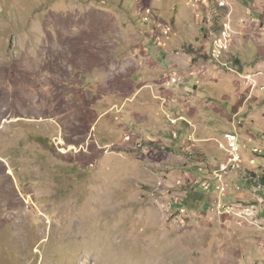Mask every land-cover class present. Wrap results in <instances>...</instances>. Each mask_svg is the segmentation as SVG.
Instances as JSON below:
<instances>
[{"label": "rangeland", "instance_id": "rangeland-1", "mask_svg": "<svg viewBox=\"0 0 264 264\" xmlns=\"http://www.w3.org/2000/svg\"><path fill=\"white\" fill-rule=\"evenodd\" d=\"M262 174L264 0H0V264H264Z\"/></svg>", "mask_w": 264, "mask_h": 264}, {"label": "trees", "instance_id": "trees-1", "mask_svg": "<svg viewBox=\"0 0 264 264\" xmlns=\"http://www.w3.org/2000/svg\"><path fill=\"white\" fill-rule=\"evenodd\" d=\"M254 178L256 177L253 175ZM262 183H264V174L261 175ZM194 190V189H193ZM209 199H206V192L203 190L188 191L186 199L177 203L175 202L174 208L179 209L184 207L189 212L200 211L207 207Z\"/></svg>", "mask_w": 264, "mask_h": 264}, {"label": "built area", "instance_id": "built-area-1", "mask_svg": "<svg viewBox=\"0 0 264 264\" xmlns=\"http://www.w3.org/2000/svg\"><path fill=\"white\" fill-rule=\"evenodd\" d=\"M175 78H171L170 82H175ZM224 140H225V146L228 149L229 153H231V155L233 156V160H235V158H240L237 150H238V145H237V137L232 134V133H227L224 135ZM222 145V143H220V146ZM254 152H258L257 150H254ZM260 187V185H259ZM223 190V188H222ZM176 199H174L173 201H171L169 204H174L175 205ZM229 205H224L220 200H218L217 202H215L211 207H209V211L212 213H218V214H229Z\"/></svg>", "mask_w": 264, "mask_h": 264}]
</instances>
